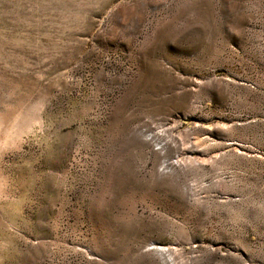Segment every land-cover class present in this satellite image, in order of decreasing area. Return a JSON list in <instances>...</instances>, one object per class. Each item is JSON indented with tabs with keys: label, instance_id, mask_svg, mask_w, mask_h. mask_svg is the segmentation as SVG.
Here are the masks:
<instances>
[{
	"label": "rangeland",
	"instance_id": "rangeland-1",
	"mask_svg": "<svg viewBox=\"0 0 264 264\" xmlns=\"http://www.w3.org/2000/svg\"><path fill=\"white\" fill-rule=\"evenodd\" d=\"M0 264H264V0H0Z\"/></svg>",
	"mask_w": 264,
	"mask_h": 264
},
{
	"label": "bare ground",
	"instance_id": "bare-ground-1",
	"mask_svg": "<svg viewBox=\"0 0 264 264\" xmlns=\"http://www.w3.org/2000/svg\"><path fill=\"white\" fill-rule=\"evenodd\" d=\"M168 165H169V168H168V169H173V170H174V168L181 166V162H180L178 159H176V160H174V161L168 163ZM164 169H165V168H164ZM156 251H157L160 255H162V256H167V255H168V254H167V251H166L165 249L157 248Z\"/></svg>",
	"mask_w": 264,
	"mask_h": 264
}]
</instances>
